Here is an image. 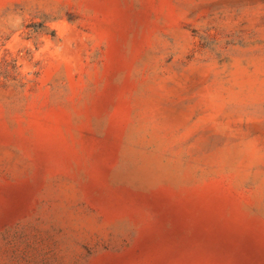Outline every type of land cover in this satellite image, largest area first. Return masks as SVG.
<instances>
[{"label": "rangeland", "instance_id": "374dc122", "mask_svg": "<svg viewBox=\"0 0 264 264\" xmlns=\"http://www.w3.org/2000/svg\"><path fill=\"white\" fill-rule=\"evenodd\" d=\"M0 264H264V0H0Z\"/></svg>", "mask_w": 264, "mask_h": 264}]
</instances>
